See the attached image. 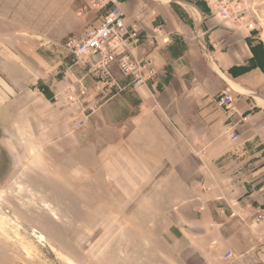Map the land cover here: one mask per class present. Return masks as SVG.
Listing matches in <instances>:
<instances>
[{
    "label": "rangeland",
    "instance_id": "rangeland-1",
    "mask_svg": "<svg viewBox=\"0 0 264 264\" xmlns=\"http://www.w3.org/2000/svg\"><path fill=\"white\" fill-rule=\"evenodd\" d=\"M110 3L0 0V264H188L186 224L206 200L186 205L188 185L127 132L144 122L133 79L112 64L117 87L102 88L93 60L66 49ZM223 3V20L264 37V0Z\"/></svg>",
    "mask_w": 264,
    "mask_h": 264
},
{
    "label": "crops",
    "instance_id": "crops-1",
    "mask_svg": "<svg viewBox=\"0 0 264 264\" xmlns=\"http://www.w3.org/2000/svg\"><path fill=\"white\" fill-rule=\"evenodd\" d=\"M114 1L138 31L132 57L149 58L155 72L135 89L137 119L146 124L136 120L127 132H142L154 164L170 165L188 185L186 205L206 200L186 224L188 264H264V37L196 0ZM226 91L227 110L217 105ZM225 123L238 136L233 156ZM187 131L188 146L178 140V134L187 140Z\"/></svg>",
    "mask_w": 264,
    "mask_h": 264
},
{
    "label": "built area",
    "instance_id": "built-area-1",
    "mask_svg": "<svg viewBox=\"0 0 264 264\" xmlns=\"http://www.w3.org/2000/svg\"><path fill=\"white\" fill-rule=\"evenodd\" d=\"M209 4L212 12L219 15L222 11L218 9V5L224 6L223 0H205ZM221 1V2H220ZM111 8L103 15L98 24L89 28L83 39L76 41L71 40L66 44L67 51L77 60L83 61L87 59L93 60L91 67L93 71L99 74L102 88L117 87L116 82L110 74V66L115 64L120 71L126 76L131 77L133 86H140L153 80L155 72L152 69V61L136 60L132 57V50L140 42L138 32L133 27H128L125 23V15L118 7L114 0H110ZM239 8L240 3L237 4ZM219 10V11H216ZM238 12V11H237ZM227 15V14H226ZM236 21H244L246 18L240 13L236 15ZM225 16V15H222ZM246 17V16H245ZM240 19V20H239ZM249 30H253V24L247 22ZM73 100L72 97H69ZM218 108L229 109L232 105V96L229 92L222 93L217 99ZM224 134L227 139L234 141L238 138L230 125L224 127ZM227 256H230L228 254Z\"/></svg>",
    "mask_w": 264,
    "mask_h": 264
}]
</instances>
